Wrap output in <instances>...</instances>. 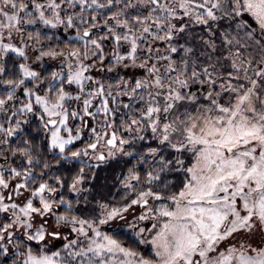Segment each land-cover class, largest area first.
<instances>
[{"label":"snow or ice","instance_id":"snow-or-ice-1","mask_svg":"<svg viewBox=\"0 0 264 264\" xmlns=\"http://www.w3.org/2000/svg\"><path fill=\"white\" fill-rule=\"evenodd\" d=\"M0 264H264V0H0Z\"/></svg>","mask_w":264,"mask_h":264}]
</instances>
